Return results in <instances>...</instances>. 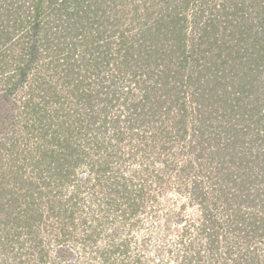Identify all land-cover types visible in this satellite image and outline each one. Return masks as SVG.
Segmentation results:
<instances>
[{"label":"trees","instance_id":"1","mask_svg":"<svg viewBox=\"0 0 264 264\" xmlns=\"http://www.w3.org/2000/svg\"><path fill=\"white\" fill-rule=\"evenodd\" d=\"M133 1L0 0V264H47L52 239L62 246L71 238L63 221L71 211L60 215L62 226L54 228L44 224L39 208L45 203L54 213L53 202L39 200L43 187L48 193L70 182L75 166L88 153L71 131L61 139L59 125L52 129L53 116L44 114L40 105L47 102L40 96L45 95L42 90L48 100L56 96V80L73 84L80 100L94 102L91 107L97 104L103 117L98 130L111 131L115 139L121 140L123 128L116 126L119 114L112 118L109 113L123 95L127 104L131 84L139 94H131L128 108L138 109L137 117L148 123L164 108L163 119L171 118V128L164 120L160 123L173 132L152 129L145 143L151 150L179 147L194 158L176 168L189 187L182 193L197 211L182 217L185 223L165 245L176 253V264H264V90L259 92L264 89V5L250 6L258 7V21L251 13L244 16L239 4L215 3L205 6L210 9L205 18L193 12L189 20V0H157L159 8L153 0L132 6ZM129 12L132 21L120 31ZM220 14L227 17L216 21ZM192 23L195 32L211 41L209 46L188 37ZM131 29L135 34L126 33ZM117 57L123 58L116 76L125 91L113 73L104 74ZM90 78L97 83L87 82ZM23 89L27 96L22 98L21 127L38 136L33 149H21L26 134L25 142L17 137L19 129L14 135L13 112ZM251 94L255 96L249 101ZM187 96L190 104L197 103L192 109L186 106ZM172 108L174 116L168 115ZM188 113L191 129L184 123ZM137 117L139 131L143 126ZM102 138H93L95 153L105 150L108 137ZM26 160L31 175L26 174ZM90 163L98 166L96 173L109 167L106 159ZM128 204L129 214H134L138 206ZM40 223L48 226V239L38 230ZM121 245L123 251L117 246L107 249L105 260L125 253L127 244ZM68 254L60 249L59 259L64 261ZM137 259L134 262L145 264Z\"/></svg>","mask_w":264,"mask_h":264},{"label":"rangeland","instance_id":"2","mask_svg":"<svg viewBox=\"0 0 264 264\" xmlns=\"http://www.w3.org/2000/svg\"><path fill=\"white\" fill-rule=\"evenodd\" d=\"M143 1L145 0H135L130 4L133 6L135 3L140 4ZM152 3H155V8H159L157 0H153ZM214 3L229 4L230 6L239 4V6L244 7L241 11L244 16L251 13L255 21H258L259 16H257V11L254 10L258 7L250 6L255 3L264 5V0H189L186 10L189 20L193 19V12L198 13L197 15L201 13L205 18L210 14V9L205 6ZM132 13L129 12L121 20L120 27H118L120 31L129 27V23L132 21ZM222 15L220 14L221 17H218L216 21H223L227 17ZM222 30L220 29L219 34ZM127 32L131 35L132 33L135 34L136 31L131 29ZM187 34L188 37L195 36V39L202 40L206 45H210L211 41H205L199 32L194 31L193 23L191 27H188ZM225 38L228 39L229 37L226 35ZM188 39L190 40V38ZM226 43L228 44V42ZM211 49L216 50L217 48L213 46ZM122 59L117 57V62L111 61L110 64L106 65L107 70L104 71V74L111 76L113 73L116 76L117 64ZM117 79L118 76L115 77V81L118 85H122L120 87L125 91V87L123 88L125 83L120 78ZM87 82L93 85L97 83L93 78L88 79ZM54 83L57 86H55L56 96L53 99L48 100V95L43 90L42 92L45 95H40L47 101L45 103L41 101L40 104L45 108L44 114L49 113L53 116L54 125L52 129L57 128V125H59V129H57L61 139L66 136L65 133L69 130L75 134L76 137L73 139L76 144H80L83 150L88 153L91 152V154L90 158L87 155L88 153L84 155L82 163L75 166L70 182L63 186L60 184L56 188H51L52 191L48 193H45L48 188L43 187L44 192L42 194L45 195L43 198L41 194L39 200H50L56 205L54 213H51L53 209H50V206L45 205V203L40 205L39 208L43 211L44 224L47 223L56 228L61 224L60 218H63L60 215L65 212L69 213V211L73 213L72 215L69 213V217L63 218V221L68 223L67 230L70 232V240L67 244L59 246L52 239L49 244V262L47 264H120L121 262L137 264L134 262L137 258L145 264H176L178 260L176 253L168 252L165 245L185 223V221L181 223L183 216L197 214L196 208H193L189 203L187 194L182 193L183 190L187 191V188H189L186 178L176 171V168L183 165L185 161L187 162L191 158L194 160V158L191 153H181L179 147L166 150L158 146L159 150L157 148L151 150L145 143L148 138H152V132L154 131L161 129L171 131L169 129L171 128L169 123L171 118L164 117L163 119L164 108H159V111L156 110L157 119L152 114V118L148 123L143 117H137L134 112L138 113L139 110L128 108V106L132 107L129 102L133 98L131 94H139V88L131 84L129 90L132 91L128 92L129 94L125 99L127 104H123L124 95L120 98L117 97L119 100L117 107H112L109 113L112 118H116V114H119L116 126H122L123 128L119 131L121 132L120 137L122 136L121 140L117 137L115 139L111 135V131L101 134V128L98 130L97 126L101 121L99 119L103 117L99 114L97 104L91 107L93 101L89 103L80 100L73 84L67 86V84L64 85L58 80ZM263 90L262 88L259 92H263ZM18 95L21 96L19 99L17 98L18 105H16L13 112V119L16 122L14 135L19 129L17 137L20 142H25L22 138L26 134V146L21 145V149L26 147L33 149L38 144V136L32 135V131L21 127L23 115H25L22 112V98L27 95L24 89L20 90ZM261 95L264 96V93ZM250 96L249 101L253 100L252 97L255 94ZM39 99L43 100L42 97ZM185 103L190 109L197 104H190V96L185 97ZM174 109L172 108L168 115L174 116L177 113ZM130 114L133 116L132 120L129 119ZM136 117L139 118L138 122L143 126L142 130H137V121H134ZM191 117V114L188 113L184 119L188 129L193 126ZM106 118L108 120L109 117ZM162 120L166 121L167 126L170 127L166 128L165 124L160 123ZM132 122H135L133 124L134 128L130 129L129 126ZM61 124L63 125L61 126ZM132 133L137 134V136H132ZM94 136L97 137L98 141H101L102 137L105 138V136L113 139L110 142L106 138V142L103 144L105 150L98 154L93 151ZM25 153L22 154L25 155ZM6 159L8 157L5 155L4 160ZM105 159L109 161V167L104 172L102 169V172L96 173L95 169L98 166L92 167L90 162ZM28 160H26L25 165L26 174L31 175V167L27 165ZM44 176L46 175L44 174ZM129 202H134L135 206L131 205L132 208L138 206L134 214H129L131 212ZM61 203L62 205H60ZM125 205L127 206L125 207ZM66 208L67 210L64 211ZM167 220L171 221V224L169 222L170 227H167ZM38 228L40 233L48 239L49 235L46 230L48 226L45 227L40 223ZM124 242L127 244L125 253L116 252L109 257V260H105L104 256L107 254V249H113L117 246L118 250L123 251L124 248L121 243ZM60 249H66L70 252L64 261L59 259ZM102 252H104L103 256H101Z\"/></svg>","mask_w":264,"mask_h":264}]
</instances>
